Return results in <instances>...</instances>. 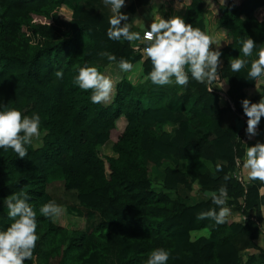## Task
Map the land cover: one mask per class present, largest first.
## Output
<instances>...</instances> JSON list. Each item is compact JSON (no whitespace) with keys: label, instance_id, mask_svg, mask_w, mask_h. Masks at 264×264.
Listing matches in <instances>:
<instances>
[{"label":"trees","instance_id":"trees-1","mask_svg":"<svg viewBox=\"0 0 264 264\" xmlns=\"http://www.w3.org/2000/svg\"><path fill=\"white\" fill-rule=\"evenodd\" d=\"M151 1L132 0L126 14ZM211 8L224 40L218 71L226 93L190 78L172 106L148 108L133 93L148 80L151 61L107 37L111 12L102 0H0V110L15 107L41 120L25 158L0 149V231L12 223L4 203L12 194L26 192L37 213L39 240L24 264H146L157 248L169 251L167 264H264V183L245 182L235 164L245 151V89L256 88L248 99L256 103L264 78L248 80L250 64L238 73L230 68L243 58L242 39L257 45L249 61L264 46V0H189L176 15L209 34ZM103 52L129 60L132 71L121 72ZM110 64L115 92L94 104L73 79L81 67L104 74ZM166 162L172 166L155 176L152 168ZM54 185L97 215L91 230H70L40 214L54 201ZM221 186L236 215L223 224L199 219L217 207L209 193ZM178 187L204 198L190 204Z\"/></svg>","mask_w":264,"mask_h":264},{"label":"clouds","instance_id":"clouds-1","mask_svg":"<svg viewBox=\"0 0 264 264\" xmlns=\"http://www.w3.org/2000/svg\"><path fill=\"white\" fill-rule=\"evenodd\" d=\"M104 6L110 9L108 18L109 27L106 35L110 40H124L133 45L132 50L139 52L146 60L151 61V71L147 79L154 85H175L187 87L190 78L198 83L211 85L220 80L219 68L221 66L219 50L220 41L206 34L200 28L186 23L183 17L173 15L165 19L157 15L150 25L141 31H133V22L129 23L127 14L121 9L125 6V0H102ZM123 21V23H122ZM36 43L35 40L32 41ZM141 45L143 47L141 48ZM216 45L214 50L211 46ZM243 58L237 57L230 61L232 72L238 73L247 66V79L256 81L264 78V46L256 53V58L249 61L256 42L248 37L241 41ZM108 61L116 62L121 72L128 73L133 69V64L127 59L120 58L117 61L115 55L108 52L101 53ZM190 74V75H189ZM58 79L63 78V71L55 73ZM117 80L102 74L95 66L79 68L73 83L81 90L91 91L90 100L94 104L108 102L116 88ZM223 84H221V88ZM243 113L247 117L246 135L249 138L256 136L261 118L264 117V98L252 103L248 99L241 101ZM40 116L33 113L24 115L15 107L0 110V149H11L19 158L27 156L26 145H31L34 138L40 136ZM237 168L248 182L259 181L264 183V143L256 142L247 146L240 157L235 158ZM218 170H222L217 166ZM231 177L224 176L227 181ZM239 178V177H238ZM210 199L216 208H210L198 214L199 219H212L217 224H223L231 214V209L226 206L227 188L221 186L217 192L209 193ZM28 194L24 191L12 194L5 199L8 216L12 219L6 230L0 231V264H24L26 260L33 258L39 236L37 235V213L28 203ZM39 212L42 216L52 220L59 219L64 209L49 201L43 204ZM170 258L169 251L157 248L150 252L146 264H167Z\"/></svg>","mask_w":264,"mask_h":264},{"label":"rangeland","instance_id":"rangeland-1","mask_svg":"<svg viewBox=\"0 0 264 264\" xmlns=\"http://www.w3.org/2000/svg\"><path fill=\"white\" fill-rule=\"evenodd\" d=\"M224 0H219V2H223ZM235 3H238L239 0H231ZM189 3V0H152L150 2V5L141 11L136 12V17H141L140 20L146 23H151L152 19L157 16L161 15L165 19L169 18L170 16L176 15V13L181 10L186 4ZM125 4L124 7H122L121 12L126 14V7ZM209 18V34L213 36V38H216L217 34L220 35L219 31L215 27V21H216V11L214 8L209 9L208 14ZM129 20L131 15L129 16ZM131 21V20H130ZM141 31V30H137ZM224 42V41H223ZM256 58V55H254V59ZM105 75L110 76L112 79L115 80V75L112 72L111 64L107 66L106 70L104 71ZM181 90V86L175 85L173 83L172 85H165V86H157L152 84L149 80L144 81L142 86L136 90L133 95L134 98L141 100L142 103L148 107V108H155L159 106L164 107H170L172 104L170 103V100L175 97L177 93H179ZM249 92V91H247ZM252 94V91L249 92ZM247 97V96H246ZM161 103V104H157ZM164 103V104H163ZM172 166L169 162H166L161 168H152V173L155 176H162L163 171L166 167ZM178 192L187 198L188 202L190 204H194L197 201L203 199L204 197L201 195L197 196H191L188 195L187 192L182 187H178ZM63 189L60 186H53L51 193L54 198V201L56 204L60 205L64 209L63 215L57 219L52 220L57 225L61 227L68 228L70 230H91L97 223H98V217L95 213L86 211L78 206H76L75 202L72 199V192H69L70 196H68L65 192L63 193ZM236 214L232 213L227 218H232ZM264 228V226H263Z\"/></svg>","mask_w":264,"mask_h":264},{"label":"crops","instance_id":"crops-1","mask_svg":"<svg viewBox=\"0 0 264 264\" xmlns=\"http://www.w3.org/2000/svg\"><path fill=\"white\" fill-rule=\"evenodd\" d=\"M132 2V0H125V4L127 5L126 7H128V5L130 4ZM142 10V9H141ZM141 10H138V13H139V11H141ZM136 15V13L134 14V15H131V17H130V20L128 21L129 23H131V22H133V28H132V30L133 31H137V30H141L142 28H146L147 29V27L150 25V23H144L143 21H141L140 20V18L141 17H136L135 16ZM215 40H217V41H220V44L221 43H223V38L219 35V34H217V36H216V38H214ZM214 50H215V45H212L211 46ZM221 61V60H220ZM221 65H222V61H221ZM221 67V66H220ZM221 84H223V87L221 88ZM213 88H215V89H217L218 91H220V92H222L223 94H225L226 93V91H227V89H228V83H227V81L225 80V79H223V78H221L220 77V80L219 81H217V82H215L214 84H213ZM247 91H252V94H250L249 92H247ZM245 92H246V94H247V97H246V99H251V98H254V97H256L257 95H258V91L256 90V88L254 87V88H251V89H245ZM261 98H264V97H259L258 99H257V102H259V100L261 99ZM231 121H233V119L231 120ZM238 121H233L232 123L233 124H236ZM242 124H243V122L242 121H239L238 123H237V125H238V128H240V127H242ZM257 135L256 136H254V137H252V138H249L247 135H246V133H245V139H244V144H243V146H244V149L247 147V146H252V145H254L256 142H260V143H264V117H262L261 118V121H260V124H259V127H258V129H257ZM242 178H243V180L245 181V182H247V179H246V177L244 176V174L242 173ZM262 194L264 193V190L262 189L261 191H260ZM262 210V213H263V216H264V210L263 209H261Z\"/></svg>","mask_w":264,"mask_h":264},{"label":"built area","instance_id":"built-area-1","mask_svg":"<svg viewBox=\"0 0 264 264\" xmlns=\"http://www.w3.org/2000/svg\"><path fill=\"white\" fill-rule=\"evenodd\" d=\"M143 47V45H141V48ZM132 48H133V46H132Z\"/></svg>","mask_w":264,"mask_h":264}]
</instances>
